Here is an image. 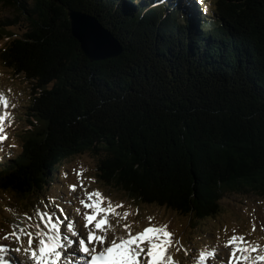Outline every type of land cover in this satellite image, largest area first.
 <instances>
[{
  "label": "trees",
  "instance_id": "1",
  "mask_svg": "<svg viewBox=\"0 0 264 264\" xmlns=\"http://www.w3.org/2000/svg\"><path fill=\"white\" fill-rule=\"evenodd\" d=\"M25 21L2 59L31 85L21 152L0 189L28 196L60 163L100 154L104 180L199 217L226 192L264 196V0H1ZM99 18L122 53L91 61L67 9Z\"/></svg>",
  "mask_w": 264,
  "mask_h": 264
},
{
  "label": "rangeland",
  "instance_id": "2",
  "mask_svg": "<svg viewBox=\"0 0 264 264\" xmlns=\"http://www.w3.org/2000/svg\"><path fill=\"white\" fill-rule=\"evenodd\" d=\"M196 1L205 12L216 2ZM15 15L0 0V24ZM25 23L0 25V160L21 152L30 125V82L2 59ZM99 159L68 156L28 196L0 189V264H264V196L229 191L216 214H183L104 180Z\"/></svg>",
  "mask_w": 264,
  "mask_h": 264
},
{
  "label": "water",
  "instance_id": "3",
  "mask_svg": "<svg viewBox=\"0 0 264 264\" xmlns=\"http://www.w3.org/2000/svg\"><path fill=\"white\" fill-rule=\"evenodd\" d=\"M71 33L91 61L106 60L119 56L123 45L118 37L97 16L68 8Z\"/></svg>",
  "mask_w": 264,
  "mask_h": 264
},
{
  "label": "bare ground",
  "instance_id": "4",
  "mask_svg": "<svg viewBox=\"0 0 264 264\" xmlns=\"http://www.w3.org/2000/svg\"><path fill=\"white\" fill-rule=\"evenodd\" d=\"M94 250H95V249H94ZM94 254H95V252H93V251L89 253V255L92 256V257H93ZM96 254H97V253H96ZM96 264H101V263L98 262V263H96ZM105 264H106V263H105Z\"/></svg>",
  "mask_w": 264,
  "mask_h": 264
}]
</instances>
